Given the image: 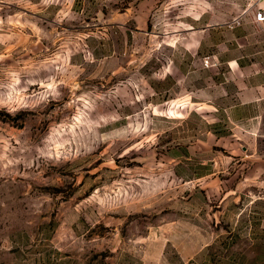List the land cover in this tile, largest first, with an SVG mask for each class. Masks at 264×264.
I'll list each match as a JSON object with an SVG mask.
<instances>
[{"label": "rangeland", "instance_id": "374dc122", "mask_svg": "<svg viewBox=\"0 0 264 264\" xmlns=\"http://www.w3.org/2000/svg\"><path fill=\"white\" fill-rule=\"evenodd\" d=\"M256 1L0 0V264H264Z\"/></svg>", "mask_w": 264, "mask_h": 264}, {"label": "crops", "instance_id": "0c3cea01", "mask_svg": "<svg viewBox=\"0 0 264 264\" xmlns=\"http://www.w3.org/2000/svg\"><path fill=\"white\" fill-rule=\"evenodd\" d=\"M261 6H264V0ZM251 20L259 29H264V23L257 22L255 16ZM246 21L249 20L244 21L237 34L240 39L249 38L252 34L247 27V31L243 29L247 26ZM257 50L252 59H248V55L215 56L217 63H226L229 71L224 75H217L214 83L212 82L222 92L219 93L218 100L211 102L228 105L227 109L234 123L251 125V135L256 139L264 137V47H258ZM210 101L212 100L208 99L199 104L208 105Z\"/></svg>", "mask_w": 264, "mask_h": 264}, {"label": "built area", "instance_id": "2783aa9c", "mask_svg": "<svg viewBox=\"0 0 264 264\" xmlns=\"http://www.w3.org/2000/svg\"><path fill=\"white\" fill-rule=\"evenodd\" d=\"M262 0H257L256 3L258 5L255 11V20L260 23H264V6H261Z\"/></svg>", "mask_w": 264, "mask_h": 264}]
</instances>
